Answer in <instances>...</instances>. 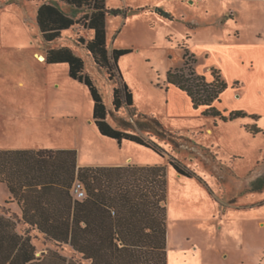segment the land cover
<instances>
[{
    "label": "rangeland",
    "instance_id": "rangeland-1",
    "mask_svg": "<svg viewBox=\"0 0 264 264\" xmlns=\"http://www.w3.org/2000/svg\"><path fill=\"white\" fill-rule=\"evenodd\" d=\"M110 48L134 93V108L114 110V82L79 38L83 24L46 42L37 23L44 0H0V149H74L82 165L160 164L168 178V264H264V0H106ZM68 13L72 7L61 3ZM83 10L75 12L77 17ZM70 46L85 59L109 107L108 121L145 138L149 146L103 136L93 120L88 86L67 63L39 59L51 47ZM209 81L213 69L229 87L220 109L261 116L222 121L196 109L168 82L185 63V50ZM45 57V56H44ZM228 114V113H226ZM263 131L253 134L246 124ZM179 160L190 175L178 173ZM9 198L0 183V203ZM39 253L55 244L35 237ZM69 257L72 247H59Z\"/></svg>",
    "mask_w": 264,
    "mask_h": 264
},
{
    "label": "trees",
    "instance_id": "trees-1",
    "mask_svg": "<svg viewBox=\"0 0 264 264\" xmlns=\"http://www.w3.org/2000/svg\"><path fill=\"white\" fill-rule=\"evenodd\" d=\"M48 1L37 13L44 40L53 42L83 24L93 37H80V43L114 82V110L134 108L133 90L120 67V58L131 50H110L107 42V16L117 15L120 9L110 8L106 0ZM61 3L70 5L73 13L66 12ZM78 10L84 11L81 17L75 15ZM184 60L182 67L168 72V82L185 91L194 108L204 107L205 115L222 121L261 118L244 110L218 108L216 102H221L229 87L221 71L213 69L216 77L209 81L197 72L196 56L188 49ZM45 61L67 63L71 78L88 86L94 102L93 119L102 135L119 143L130 140L150 147L145 138L108 121L109 108L102 92L86 71L85 59L72 47L48 48ZM245 127L253 134L263 131L257 123ZM170 164L178 173L190 175L179 160L171 158ZM0 181L8 184L12 199H17L23 210L22 217L6 205L0 211V264H168L166 165L78 167L74 149H0ZM78 182L83 184V196L76 190ZM253 188L262 190L264 177H259ZM35 230L40 234H33ZM39 236L56 247L38 254L34 238ZM67 244L74 251L71 257L59 249Z\"/></svg>",
    "mask_w": 264,
    "mask_h": 264
},
{
    "label": "crops",
    "instance_id": "crops-1",
    "mask_svg": "<svg viewBox=\"0 0 264 264\" xmlns=\"http://www.w3.org/2000/svg\"><path fill=\"white\" fill-rule=\"evenodd\" d=\"M44 2H49L48 0H44ZM110 48V47H109ZM114 49V48H113ZM112 48H110V50H113ZM194 54V53H193ZM43 56H45V54L43 55ZM44 59H45V57H44ZM114 88V87H113ZM108 106V105H107ZM109 108V107H108ZM94 120V119H93ZM225 122H227V121H225ZM98 128V127H97ZM100 132V131H99ZM104 136V135H103ZM105 137H107V136H105ZM108 138H110V137H108ZM113 139V138H112ZM116 140V139H115ZM117 143L119 144V146H121L122 145V143H119L118 141H117ZM2 150H10V149H2ZM77 162H78V167H81V166H88V165H82L81 163H80V155H79V153L77 152ZM129 164H132V165H134V163H133V161H131V162H124V163H122V164H115V165H104V166H122V165H129ZM136 165H145V164H136ZM153 165H160V164H153ZM90 166V165H89ZM97 166H103V165H97ZM0 183H3V184H5L6 185V189H7V193H8V195H9V198L4 202V203H0V211H2V208L6 205V206H8V207H10L11 209H12V211L13 212H16V213H18L21 217H22V215H23V210H22V207H21V205H20V203L18 202V200L17 199H15V198H13L12 199V193H11V191H10V188H9V186H8V184L6 183V182H3V181H0ZM9 200H13V202H11V203H7ZM262 225H264V220H262L261 222H260ZM21 227H24V225H20ZM20 227V228H21ZM21 230V229H20ZM22 231V230H21ZM33 234H40L37 230H35V231H33ZM168 235H169V233H168ZM168 248H169V237H168ZM38 254H41V253H38Z\"/></svg>",
    "mask_w": 264,
    "mask_h": 264
},
{
    "label": "built area",
    "instance_id": "built-area-1",
    "mask_svg": "<svg viewBox=\"0 0 264 264\" xmlns=\"http://www.w3.org/2000/svg\"><path fill=\"white\" fill-rule=\"evenodd\" d=\"M197 1H200V0H197ZM76 190L80 196H83L85 194V190H84L83 184L81 182L77 183Z\"/></svg>",
    "mask_w": 264,
    "mask_h": 264
},
{
    "label": "bare ground",
    "instance_id": "bare-ground-1",
    "mask_svg": "<svg viewBox=\"0 0 264 264\" xmlns=\"http://www.w3.org/2000/svg\"><path fill=\"white\" fill-rule=\"evenodd\" d=\"M39 59L44 60V56L42 54H39Z\"/></svg>",
    "mask_w": 264,
    "mask_h": 264
}]
</instances>
